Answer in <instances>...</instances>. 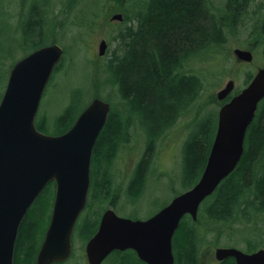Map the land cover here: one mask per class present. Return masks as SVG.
I'll return each instance as SVG.
<instances>
[{"label":"trees","instance_id":"1","mask_svg":"<svg viewBox=\"0 0 264 264\" xmlns=\"http://www.w3.org/2000/svg\"><path fill=\"white\" fill-rule=\"evenodd\" d=\"M234 2L235 0H226L223 7L216 8L210 5L209 0H145L141 2L134 16L125 18L126 25L119 29L116 36L122 52H114L105 64L104 73L107 82L118 88L121 104L130 108L131 119L126 121L122 111L111 104L112 111L93 152L92 165L97 175L94 179L92 173V186L97 192L95 202H105L110 197L108 189L112 181L108 176L109 170L123 140L129 136L128 128L134 125L132 114L143 117L142 128H145V138L149 140L147 142L152 160L160 138L175 126L177 120L200 97L203 81L199 75L186 71V65L208 48L220 47L226 43V31L238 23L231 7ZM4 10L5 7L0 4V22L3 23L0 36L4 32V25L8 31H15V37L21 35L16 37V43L24 53L27 52L24 56L45 46L43 43L46 33L42 29L44 25L41 13L37 12L36 7H31L18 29L13 31V26L8 21L11 16L8 11L4 13ZM123 11L127 13L126 10ZM87 19L92 21L96 18L88 16ZM54 43L56 42L52 44ZM6 50L0 46V51ZM66 60L64 55L54 71L51 83L58 73L65 70ZM77 101L74 98L55 119L57 135L70 130L81 112L89 105L76 114ZM213 117L201 123L198 134L190 136L193 139L189 140L185 148V173L192 184L201 177L213 144L214 136L210 142L209 124ZM36 126L42 131L48 128L49 121L46 117L37 118ZM263 147L264 129L249 128L244 154L236 170L204 201L197 222L189 216L181 221L173 238L174 264H200L201 244L209 234L208 229L203 230L201 227L203 216L207 220L228 223L235 221L236 216L242 221H250L251 211L253 215L258 212L264 214ZM257 157L262 159L255 166L253 162ZM143 164L144 161L141 162L135 178L131 180L130 195L137 196L145 186V180H141ZM48 197L46 194L37 200L20 226L15 264H37V255L48 222L42 234L40 233L45 218L50 217L48 205L43 206ZM189 226L190 232L186 230ZM97 228V221L86 220L81 227V231L86 234H81V238L87 243ZM253 249L255 251L256 247L253 246ZM251 251L253 250L249 249L248 252ZM132 254L134 252L128 250L116 251L113 255L118 258L116 264H135ZM216 264L236 263L230 258Z\"/></svg>","mask_w":264,"mask_h":264},{"label":"water","instance_id":"2","mask_svg":"<svg viewBox=\"0 0 264 264\" xmlns=\"http://www.w3.org/2000/svg\"><path fill=\"white\" fill-rule=\"evenodd\" d=\"M111 20L122 22L124 17L119 13ZM107 49V41L101 40L98 55L105 56ZM234 54L238 61L252 60L249 51L236 49ZM64 55V48L54 43L18 60L0 103V264H15L20 226L51 181L57 183L56 201L36 263L63 264L72 256L74 229L88 201L94 148L112 105L94 99L61 135H48L37 128L42 98ZM234 87V81H229L218 99L224 100ZM263 99L264 67L221 108L216 136L198 182L145 220L106 210L86 243L88 264H102L114 251L127 250L135 251L146 264H174L173 238L181 221L187 215L196 221L202 203L236 170L247 130ZM215 258L217 262L233 258L236 264H264V249L246 253L218 247Z\"/></svg>","mask_w":264,"mask_h":264},{"label":"rangeland","instance_id":"3","mask_svg":"<svg viewBox=\"0 0 264 264\" xmlns=\"http://www.w3.org/2000/svg\"><path fill=\"white\" fill-rule=\"evenodd\" d=\"M32 1L0 0V4L5 7L4 13L8 11V15L11 16L8 21L13 26L12 31L18 29L25 14L29 12ZM41 1L37 0L38 4H41ZM144 1L76 0L71 10L69 0H46L47 4L50 3L49 6L43 5L44 1H42L40 7V11L44 13V16L41 15L44 25V29H42L46 33L43 44L50 45L56 42L64 48L67 59L65 71L58 73L52 83L49 82L41 101L37 118L46 117L49 121V126L42 130L43 133L52 136L57 135L55 119L74 98L78 99L76 114H79L98 97L121 110L126 121L131 119L130 108L121 104L118 88L112 87L107 82L104 70L105 64L114 52L116 50L119 54L122 52L116 36L120 31L119 29L126 25L125 18L134 16L141 6V2ZM209 2L212 7L221 8L225 5L226 0H209ZM260 3L264 5V0H255L251 4L247 15L248 20L245 19L244 26L239 27L236 24L226 31L227 42L223 46H212L187 63L186 71L197 74L202 79L203 91L200 97L177 120L175 126L160 138L155 155L150 160L153 165L150 169L149 180L146 182L144 179L145 186L137 196L130 195L129 186L137 173V171L133 173V167L137 163L134 159L140 160L146 140L145 128H142L143 117L132 114L134 125L132 124L128 128V135L130 134V140L133 138H137V140L134 142L135 145L132 142L126 145L124 144L125 140H123L110 167L109 174L107 173L112 181L108 189L110 200L108 199L109 201L105 203L97 202V209L101 206L108 208L115 201L117 204L114 210L119 216L131 219H147L154 216L169 205L175 197L188 191L198 182L190 183L185 173V148L189 140L193 139L190 136L198 134L200 125L204 120L205 123L207 118L216 117L218 105L213 102L215 93L225 82L235 78L238 85L243 86L247 77L255 74L260 67L264 66V44L256 51L254 61L251 64H239L234 61L233 55L236 48H243L247 45L253 28L257 25H263L264 7L260 6L262 9L257 12L259 15L253 14L260 8ZM123 10H126L127 13L125 14ZM119 13L123 15L124 21H112V16ZM88 16H94L96 19L88 21ZM0 27H3L2 22H0ZM14 34L15 31L13 33L8 31L4 25V32L0 36V46L2 45L7 50L0 51V103L6 90L12 65L27 53H24L16 43V37L19 38L20 35L15 37ZM103 39L107 41L108 49L106 55L100 57L98 55L99 43ZM10 54L12 55L10 56ZM256 66H258L257 70L255 69ZM82 80L83 83H81ZM210 120L211 142L215 132V120ZM138 144L139 150L136 151L135 146ZM260 158L257 157L256 166L262 159ZM92 173H94L93 178L95 179L97 177L95 168L92 169ZM50 202L45 201L43 203V206L48 205V210ZM203 206L202 203L201 207ZM103 207L99 208L98 215L103 212ZM251 212H249L250 221H242L239 216H236L235 221L228 223L207 220L205 216L202 217L201 215V227L208 229L209 234L201 244L200 264L217 262L215 258L216 248L233 246L236 245L234 243L237 241L238 247L241 249L254 251L253 246L256 249H264V214L254 218L252 216L253 211ZM87 215L88 211L83 212L77 222L72 238V256L64 264H88L85 252L86 241L81 238L83 237L81 234H86L81 231V227L87 220ZM49 220L50 217L45 218L40 234H42ZM41 238L42 235H40L39 240ZM218 241L219 243H217ZM116 262H118L117 256L111 254L102 264H116Z\"/></svg>","mask_w":264,"mask_h":264},{"label":"flooded vegetation","instance_id":"4","mask_svg":"<svg viewBox=\"0 0 264 264\" xmlns=\"http://www.w3.org/2000/svg\"><path fill=\"white\" fill-rule=\"evenodd\" d=\"M44 1L43 2V5H46V6H49L50 3H46V0H42ZM42 1H41V4H42ZM126 1V0H123V2ZM255 0H235V2L231 5L233 11L235 12L236 14V17H237V26L239 25V27L241 26H244L245 24V19H247V15L249 13V9H250V6L251 4L254 2ZM76 2V0H69V8L70 10L72 9L73 7V4ZM41 4H38L37 0H33L31 5H30V8L29 10L31 9V7H36L37 9V12L41 13L42 16H44V13L40 11V7H41ZM122 7L124 6L123 4L121 5ZM260 6H264L263 3H260L259 7ZM262 8L260 7L258 10H256L253 14L255 15H259V12ZM264 14V13H263ZM248 20V19H247ZM236 26V27H237ZM228 31V30H227ZM226 35H227V32H226ZM227 38V37H226ZM227 42V40H226ZM264 44V21H263V25L260 26V25H257L253 28V30L251 31L250 33V39L248 40L247 42V45L244 46L243 48H236V49H241V50H244V51H249L251 54H252V60L250 62H247V61H238L236 56H235V50L233 51V55L235 57V60L236 62H238L239 64H251L253 61H254V57H255V54H256V51L261 48ZM264 67V66H263ZM263 67H260L258 70V66H256V70L257 72L255 74H251V76L247 77V80L245 81L244 85L243 86H240L238 85V82L237 80L234 78V79H230V80H226L227 82H225L223 84V86L215 93V98H214V103L216 105H218V113L216 115V117H213V119L215 120V132H214V139H215V136H216V132H217V128H218V119H219V113H220V110L221 108L226 105L227 103H229L234 97H236L238 94H240L250 83L251 81L254 79V77L257 75V73L259 72V70ZM254 76V77H253ZM249 78V79H248ZM233 80L234 83H235V87L234 89L232 90V92L224 99V100H219L218 99V93L223 90L227 83L229 81ZM211 122H209L210 124ZM250 129L252 130H257V129H264V99L262 101H260V103L258 104V108H257V111L255 113V117L251 123V125L249 126ZM249 128L247 130V133H246V137H247V134L249 132ZM245 137V139H246ZM130 136H128L127 138H125V142L124 144L128 145L130 144L131 142L133 143V145H135V141L137 140V138H133L131 139L130 141ZM146 142H145V148H144V151H143V154L140 158V160L138 161L134 159V161H137V163L135 164V166L133 167V173L134 171H138L139 167H140V164L142 161H144V164H143V167H142V174H141V180H146V182L149 180V176H150V169L152 168V163H151V159H150V148L148 147V142L149 141L147 138H145ZM139 141V139H138ZM214 141V140H213ZM135 149L136 151L139 150V144L138 146H135ZM255 162L256 160L253 162V165H255ZM256 166V165H255ZM92 169H93V165L91 164V184H90V189H89V193H88V201H87V205H86V208L84 209L83 212H86L88 211V218L87 220H93V221H97L98 222V227H99V224L101 222V219L105 213L106 210L108 209H113L115 208L116 206V202H112L110 206H108V208L106 207H103V212L98 215V209H97V202H95L96 198H97V192L96 190L93 189V186H92ZM147 172V173H146ZM132 173V175H133ZM146 173V174H145ZM230 177V176H229ZM129 188V187H128ZM127 188V190H128ZM48 195V201H51L49 206V215L51 213V216H50V220H49V223H48V227L50 225V221H51V217H52V213H53V208H54V204H55V201H56V194H57V183L55 181H51L48 185H46V187L42 190V192L40 193V195L38 196V198L36 199L35 203L37 202V200H39L43 195ZM110 200V199H109ZM109 200H106L105 202L109 201ZM244 201V200H242ZM94 202V203H93ZM104 202V203H105ZM35 203L33 204L32 207H34ZM31 207V208H32ZM115 211V210H114ZM82 212V214H83ZM157 214V213H156ZM261 214H263L262 212H258L256 213V215H252L254 218H258ZM81 216V215H80ZM189 216V215H187ZM152 217V216H151ZM190 217V216H189ZM80 218V217H79ZM150 218V217H149ZM191 218V217H190ZM148 219V218H147ZM192 219V218H191ZM198 219H199V215H198ZM198 219L196 221H193L194 222H197ZM79 220V219H78ZM142 220H145V219H142ZM78 222V221H77ZM76 226H77V223H76ZM75 226V228H76ZM47 227V229H48ZM47 229H46V232H47ZM98 229V228H97ZM187 231L190 232V226L186 228ZM205 230V229H203ZM200 231V230H199ZM46 232L44 234V239H45V235H46ZM74 232H75V229H74ZM201 232V231H200ZM43 239V241H44ZM43 243V242H42ZM236 245H233V246H226L227 248H237V249H241L240 247H238V241L237 243H234ZM221 247V246H219ZM218 248V247H217ZM259 249H262V248H259ZM259 249H256L255 251L259 250ZM242 251L246 252V253H252V252H255V251H251V252H248L249 250L248 249H241ZM128 251V250H127ZM132 252H134V254H132V259H133V262L135 264H146L145 262L141 261L140 258L138 257L137 253L133 250H130ZM116 251H114L112 254H114ZM122 252V251H121ZM123 252H126V251H123ZM37 261V259H36ZM213 264H216V262Z\"/></svg>","mask_w":264,"mask_h":264},{"label":"bare ground","instance_id":"5","mask_svg":"<svg viewBox=\"0 0 264 264\" xmlns=\"http://www.w3.org/2000/svg\"><path fill=\"white\" fill-rule=\"evenodd\" d=\"M264 7V6H263ZM64 20V19H63ZM61 21V20H60ZM219 21V20H218ZM73 22V21H72ZM125 26V25H124ZM128 26V25H127ZM43 29H44V27H43ZM21 36V35H20ZM118 51V50H117ZM74 59V58H73ZM69 61V60H68ZM105 61V60H104ZM67 64H68V62H67ZM65 71V70H64ZM251 71V70H250ZM248 72V71H247ZM251 76V75H250ZM244 77V76H243ZM254 77V76H253ZM86 81V80H85ZM92 82V81H91ZM81 83H83V80H82V82ZM79 84V83H78ZM85 84V83H84ZM84 86V85H83ZM72 88V87H71ZM78 89V88H77ZM83 89V88H82ZM87 89V88H86ZM74 89H72V91H73ZM68 91V90H67ZM75 91V90H74ZM81 91V90H80ZM83 91H84V89H83ZM76 94V93H75ZM54 96V95H53ZM124 126V125H123ZM127 127V126H126ZM130 130V129H129ZM128 133V132H127ZM130 133V132H129ZM130 135V134H129ZM142 141V140H141ZM264 148V147H263ZM208 149V148H207ZM261 159V158H260ZM120 184V183H119ZM119 189H120V187H119ZM117 190V189H116ZM242 201V200H241ZM204 203V202H203ZM247 212V211H246ZM252 213V212H251ZM250 213V214H251ZM235 228V227H234ZM236 231V230H235ZM240 232V231H239ZM229 235H231L230 234V232H229ZM250 235V234H249ZM205 236V235H204ZM246 236V235H245ZM250 237V236H249ZM253 237V236H252ZM231 238V237H230ZM234 238V237H233ZM248 239V238H247ZM236 240V239H235ZM209 241V240H208ZM212 241H213V239H212ZM242 242V241H241ZM249 242V241H248ZM193 244H195V243H193ZM251 244V243H250ZM250 246V245H249ZM39 247V246H38ZM198 249V248H197ZM190 250V249H189ZM199 254V253H198ZM195 255H197V254H195Z\"/></svg>","mask_w":264,"mask_h":264}]
</instances>
